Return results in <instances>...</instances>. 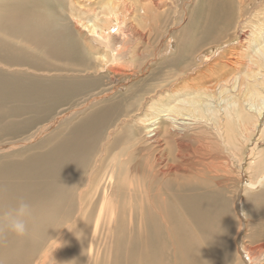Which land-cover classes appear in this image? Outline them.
I'll list each match as a JSON object with an SVG mask.
<instances>
[{
  "label": "bare ground",
  "instance_id": "obj_1",
  "mask_svg": "<svg viewBox=\"0 0 264 264\" xmlns=\"http://www.w3.org/2000/svg\"><path fill=\"white\" fill-rule=\"evenodd\" d=\"M49 1L0 0V216L19 200L32 205L27 235L0 225V264H100L93 238L109 236L119 217L126 223L115 234L110 264H264V202L248 219L242 201L231 204L240 222L233 240L229 208L206 187L217 171L243 161L236 156L257 130L245 189L264 184V125L257 124L264 112V0H203L192 38L181 30L175 40L169 24L156 23L163 8L169 21L168 0ZM182 3L180 24L188 19ZM155 27L165 28L143 53ZM196 35L204 47L225 38L216 46L223 47L192 61L198 48L187 46ZM23 47L43 49L44 60ZM247 58L255 73L244 85L231 83ZM172 67L179 68L161 75ZM141 72L143 95L115 97ZM102 76L118 77L120 85L100 88ZM118 120L129 127L128 143H108ZM220 148L233 155L223 165ZM246 223L254 226V244L244 241ZM78 233L80 242L61 254L58 242L71 246Z\"/></svg>",
  "mask_w": 264,
  "mask_h": 264
},
{
  "label": "rangeland",
  "instance_id": "obj_2",
  "mask_svg": "<svg viewBox=\"0 0 264 264\" xmlns=\"http://www.w3.org/2000/svg\"><path fill=\"white\" fill-rule=\"evenodd\" d=\"M49 2H51L52 5H54L52 0H50ZM167 2H169L168 6L170 5V6L173 7V10H171L170 13H168L170 15V17L166 19V20H169V21H167L168 23L165 21L163 12H161L162 10H164V8L162 10H160L161 14H160V17L157 16V22L156 23L159 24L160 26H163V25L166 26V25L169 24L168 25V27H169L168 31L169 30H171L172 32L174 31L172 33V37L174 38V40L176 38V35L181 30H186L187 33L191 36L192 32L194 30H196V27L194 25H192V21L195 18L196 10L201 7L202 10H204L203 12H205V9H204L205 7L203 6L204 4L202 3L203 0H168ZM182 2H184V3H182ZM181 3L183 4L184 7L187 6V18L188 19L186 21L185 20L186 18L184 17L183 22L180 24L179 23V21H180L179 20V18H180L179 16H181V14H180L179 6L181 5ZM51 4L49 3V5H51ZM203 12H200V13H203ZM203 15H204V13H203ZM163 21H164V23H163ZM237 22H238V24H237V27H236L235 30H237L238 33H242L245 30V28H244L245 24L242 23L240 21V19H237ZM177 23H179V25H177ZM183 23H185V24L182 26ZM173 24H175V25H173ZM176 26H178V27H176ZM162 28L164 29L165 27H162ZM162 28L156 30V27H155V31H153V35H152L153 41L149 40V45H147V43H143L142 44V49L144 48L143 49L144 51L142 49L141 50H142L143 53H146V54L149 53V50L151 49L150 47L153 46V44H154L155 40L157 39V37L162 33V31H163ZM231 31L233 32L234 29L231 30ZM261 31L264 33V29L261 30ZM197 36L198 35H196L195 40H193V43L190 46H187V48H189L191 46H197V48H198L197 51L193 55L189 56L192 61L194 60V58L197 55V53H199L200 51H206L208 53V55H211V53L213 52V51H211L212 48L214 49V48H216L217 45H219L221 43H224V39H225L224 38L223 40H221L219 42H213L212 41V44H210L207 47H204L205 43L201 44V45L196 43ZM231 36L232 35L230 34V37ZM191 38H192V36H191ZM248 40L249 39H247L246 41H248ZM214 44H216V45H214ZM210 46H212V47H210ZM221 47H223V46H221ZM221 47L216 48V51H218V49L221 48ZM23 48H26V47H23ZM27 50L29 52L33 53L38 59L44 60V50L43 49H40L39 52L38 51L34 52L32 49H27ZM244 61L246 63V66L242 70L243 72H242L240 78H238L236 76L232 77L231 83L234 81L233 79H236L237 83H240L241 85H244V84H246V78L248 76H251L250 73L252 71H253V73H255L254 70H253L254 65L250 61V59L247 58ZM153 63H155V61ZM182 64H183V62H182ZM182 64L180 65V67L182 66ZM149 65H151V63ZM1 67H3V69L6 70V66H1ZM178 68L179 67H172L169 70L168 73H162L161 75L172 74ZM7 69H9V68H7ZM11 69H14V68H11ZM144 73H145V70H144ZM144 73L141 72V74L138 75V76H133L130 79H126L121 84L122 86L123 85H125V86H123L122 88H120V89L115 91V97L117 95H119V94L128 93V92H135L139 97H140V95H143L142 91H141V81H142V78L144 76L143 75ZM50 74H52V73H50ZM263 74H264V72H263ZM146 77H148V76H146ZM136 78L140 79L139 82H137V83L135 82ZM119 79L120 78H118V77L114 78L112 76H108V77L102 76L98 83L100 85V88H109L110 85H120V82H118ZM249 80H251V82H252V78L249 79ZM251 82H250V84H251ZM153 84L156 85L157 83L156 82H151L150 83V85H153ZM185 90L190 91V92L192 91L191 88H188V89H185ZM235 93L236 94L239 93L237 91V89L235 90ZM217 94H218V89H217V91H215V96H217ZM115 97H109V99H112V98H115ZM135 99H136V97H135ZM242 100L243 99L240 98L239 102L242 103ZM105 102L106 101H104L102 103H99L94 108L87 109L85 111V113L97 108L98 106H100L101 104H103ZM122 105H126V102H123ZM133 105H134V107L137 108L139 106V103L133 102ZM244 105L245 104L243 103V106ZM134 113L135 112L133 111L129 115H133ZM22 117L23 116L19 117V119L22 118ZM124 118H128V116L124 117ZM256 119L252 118V120H254V122H255ZM120 120H118L113 126L110 127V130H112L114 133H113V136L111 137V141L108 142V143L116 142V141L117 142L121 141V143H128L127 142V138H128V129H129V127L126 124L120 125V127H118V125L120 124ZM257 121H258L257 124L260 127V129H261V127L263 128L262 125H264L263 124L264 123V112H263V114L260 116V118ZM244 133H246V132H244ZM257 133H258V130L256 132V135H257ZM256 135L251 138L252 140L248 144H247V142H245V145L247 144V146H244L245 147L244 152L243 153L240 152V155L236 156L240 160H241V157H242L243 158L242 162H237V161L234 160L233 163H232V168H233L232 170H230L228 173H225L224 171H220L219 170V171H217L218 176L211 177L210 179L208 178V181H207L208 182V186H206L207 189H209L210 192H212L213 194H216V195L219 196V205L221 207H223L226 204V206L229 208V211H230L231 215H230V218H229L228 227H229L230 235H231L233 240L235 238L236 227H237V225L240 222H239V219L237 218V216L234 215V213L232 211V208H231V204L232 205H237V203L239 204V202L242 201V203H243L242 204V212H243L245 218L248 219L249 216L253 215V211H254V208L256 207V203L258 202V203L261 204V202H264V200L262 199V194L260 193L261 190H264V184L261 185L262 186L261 188H259L258 190H255V191L249 190L248 188L245 189V187H247V184L249 182L250 175L252 174V170H249V165H250V162L254 161V159H252V157H250L248 155V151L252 147V144L255 143V141L257 139ZM204 137L205 136L202 135V134H197L194 137V139L199 140V139H203ZM233 137H234V135H233V132H232L231 133L232 140H233ZM239 140L241 141L242 139L240 138ZM262 148H263V146L259 147V149H262ZM118 150H119V148L116 151H118ZM222 150L223 149L220 148L219 151L217 150V154H216V156L218 157L217 160L219 161V163L221 165H223L224 162H227L228 160H230V156L229 155H231V158L233 156L232 155V151L225 153L224 151L222 152ZM130 152H131V149L127 150V151H125L123 153L127 154V153H130ZM100 154L101 153H99V158H101ZM143 173H145V172L140 170V176L139 175L138 176L141 178V186H142V181H143V189H144V187H148V180L145 178V175H143ZM221 176L224 177L223 181L221 179ZM193 182H197V181H193ZM178 183H179L178 179L172 178L171 181H170V188L176 189ZM203 183H204V181L202 182V184ZM82 184H83V182H82ZM80 186H78V188ZM79 199H80L79 197L76 198L77 209H76L75 214L78 213ZM125 205H126V202L122 201L120 203L119 207L122 208ZM120 211L122 212L123 210L120 209ZM125 223L126 222L123 221V218L119 217V219L117 220V222L113 226V232L109 236L106 237L105 235L101 234L100 237L96 241L93 238V248H94L95 251L96 250L99 251L100 264H110V262L108 261V257L110 256V254H111V252L113 250L112 248L116 244L115 234H116V232L118 231L119 228H124ZM246 224L248 225V227L246 228V234H245L244 241H246L247 245L254 244V243L257 242V240L250 237V235L254 232V226H253L252 223H250V224L246 223ZM90 236H87L86 239L84 240V242H87L89 240ZM80 239H81V233H78L76 235L75 243L72 244L71 246H68V247L62 246L61 240H60L58 242L59 252L61 254H65L70 249V247H72L73 245L79 243ZM115 249H117V246H115ZM235 263H236L235 259L232 258V259H230L228 264H235Z\"/></svg>",
  "mask_w": 264,
  "mask_h": 264
},
{
  "label": "clouds",
  "instance_id": "obj_3",
  "mask_svg": "<svg viewBox=\"0 0 264 264\" xmlns=\"http://www.w3.org/2000/svg\"><path fill=\"white\" fill-rule=\"evenodd\" d=\"M31 215L32 205L25 200H19L12 209L0 216V225L14 235L23 237L28 233V220Z\"/></svg>",
  "mask_w": 264,
  "mask_h": 264
}]
</instances>
